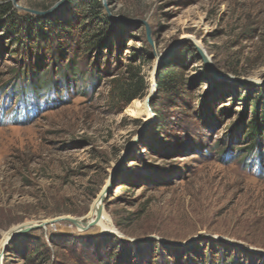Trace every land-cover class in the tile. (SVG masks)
Segmentation results:
<instances>
[{
    "label": "rangeland",
    "instance_id": "rangeland-1",
    "mask_svg": "<svg viewBox=\"0 0 264 264\" xmlns=\"http://www.w3.org/2000/svg\"><path fill=\"white\" fill-rule=\"evenodd\" d=\"M83 1L11 0L42 24L74 14L66 37L0 20V242L24 225L89 222L102 194L103 218L33 229L2 264H264V159L242 139L264 100V0H99L103 31ZM137 53L147 90L124 107L110 82ZM32 66L34 82L65 73L35 94L19 78ZM164 66L182 79L158 91Z\"/></svg>",
    "mask_w": 264,
    "mask_h": 264
},
{
    "label": "trees",
    "instance_id": "trees-1",
    "mask_svg": "<svg viewBox=\"0 0 264 264\" xmlns=\"http://www.w3.org/2000/svg\"><path fill=\"white\" fill-rule=\"evenodd\" d=\"M2 2L3 3L0 5V20L3 22L7 29L12 30L13 32H15V30L20 31V29H17L16 25L23 20L25 22L32 23L29 29L31 32H35L36 35H38L39 32L46 30L47 28L56 26L58 31L64 33L62 34V36L65 35L66 37L67 32L71 33V26L74 23L72 22V20L75 21L76 19L74 14L70 16L69 13H62V15L57 13L53 17L51 16V18L54 19L53 25L42 24V22L44 21L48 22L50 18L38 19L29 15L19 16L13 10L11 0H2ZM81 7V10L84 14L92 16V18L88 17L90 18V21L92 22V20H95V23H97L99 29L103 31L105 27H100L99 22H106L107 18L102 16L101 2L99 0H84ZM40 24L42 28H39V31L35 29V31L34 28ZM115 37L116 36L111 37V39L106 42L107 54L110 53L113 57L116 52H119L122 49V45L118 41L119 39H116ZM88 39L90 44L89 49L95 50L100 48L101 44L104 41L102 40L99 33L88 35ZM144 54L145 53H137V55H134V57H130L123 65L121 64L120 76L115 77L111 80L109 94L110 99L115 104H122L125 107L134 100L141 99L145 95L147 90V83L144 76L141 74V67L136 65L138 61H142L145 59ZM32 68H34V66L30 67L29 71H24L23 74L25 75L19 78L20 80L25 79V86L23 87V89H30L35 94H37L38 91L49 90V88L51 89L55 85L54 81L56 77L60 74L62 75L65 73L63 71L61 72L60 70L58 71L52 69L48 73H46L47 75L45 74L40 81L34 82L35 77L32 75L34 74ZM97 71V67L93 65L90 66V72H93L92 74L95 73L94 75H98ZM98 78H100V76H98ZM181 79L182 77L180 76L178 69L164 66L157 71V90H170L174 86L179 84V82H181ZM33 86H35V91L32 89ZM53 104L56 103L52 102V105ZM260 104V107L255 104L253 109V119L249 123L247 133L242 137V139L247 143V153L255 154L256 156L260 157L259 159L262 160V158L264 159V100L261 101ZM220 264L224 263L221 261Z\"/></svg>",
    "mask_w": 264,
    "mask_h": 264
},
{
    "label": "water",
    "instance_id": "water-1",
    "mask_svg": "<svg viewBox=\"0 0 264 264\" xmlns=\"http://www.w3.org/2000/svg\"><path fill=\"white\" fill-rule=\"evenodd\" d=\"M62 3V2H60ZM58 3L55 7L49 9L48 11H44V12H33V14L39 15V16H47L52 14L54 11H56V9L58 8L59 4ZM123 20V19H122ZM147 35H149V33L147 32ZM177 47H171L169 50L165 51V53L162 55V57H165L168 53H170L172 50L176 49ZM195 51L197 52V55L199 56V58L201 59V61L203 62V64L207 65L209 64V59L208 57L198 48L195 46ZM160 62V60H159ZM158 62V63H159ZM154 87H156V76H154ZM149 100V99H148ZM149 102V101H148ZM103 197L104 194L100 195V197L98 198L99 204H100V210L97 211V213L95 214V217L93 220H90L88 223L87 222H81V220H75V219H71V218H63V219H56V220H52L50 222H43L40 225H24L21 227H18L17 229L12 230L9 235H7L5 237V241L2 245H0V264H2V256L3 254L6 252V245L10 240H13L14 238H18L21 237L22 235L26 234L27 232L36 229V228H43L46 225H52L55 224L56 222L63 220V221H67L70 224H72L73 226H75L78 230L80 231H86L87 229L98 225L99 222L102 220L103 218Z\"/></svg>",
    "mask_w": 264,
    "mask_h": 264
},
{
    "label": "bare ground",
    "instance_id": "bare-ground-1",
    "mask_svg": "<svg viewBox=\"0 0 264 264\" xmlns=\"http://www.w3.org/2000/svg\"><path fill=\"white\" fill-rule=\"evenodd\" d=\"M100 210V204H99V201L97 200L94 205H93V208H92V216L95 217V214L97 213V211ZM93 219V218H92ZM88 223V222H87ZM100 224V222H99ZM98 224V225H99ZM5 239L0 242V245H2L4 243Z\"/></svg>",
    "mask_w": 264,
    "mask_h": 264
}]
</instances>
